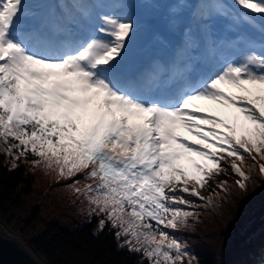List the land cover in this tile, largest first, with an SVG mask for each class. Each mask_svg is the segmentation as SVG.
<instances>
[{"label": "snow or ice", "instance_id": "6c2138e0", "mask_svg": "<svg viewBox=\"0 0 264 264\" xmlns=\"http://www.w3.org/2000/svg\"><path fill=\"white\" fill-rule=\"evenodd\" d=\"M105 6L72 0L61 5L66 23H48L36 0H0V141L14 161L31 154L33 167L58 179L83 174L69 187L120 229L118 239L128 237L129 251L143 250L150 264H193L165 229L185 228L194 209L214 206L198 188L224 171L221 153L235 158L229 167L241 190L249 177L236 161L243 153L264 160V0H200L197 29H184L171 66L139 74L125 67L136 32L131 5L115 0L111 14L95 11ZM217 22L230 35L217 39ZM199 102L231 109L230 119L200 113ZM181 127L198 146L177 134ZM182 159L199 175L179 167ZM259 170L264 176V164Z\"/></svg>", "mask_w": 264, "mask_h": 264}, {"label": "trees", "instance_id": "16d2710c", "mask_svg": "<svg viewBox=\"0 0 264 264\" xmlns=\"http://www.w3.org/2000/svg\"><path fill=\"white\" fill-rule=\"evenodd\" d=\"M133 41L134 37L127 53L134 52ZM7 147L0 141V224L10 225L43 264H150L143 250L129 251L124 245L128 237L118 239L116 233L120 229L114 228L110 221H105L102 230L96 229L92 221L73 227L49 223V218L41 219L44 206L29 208L28 215L20 219L19 212L30 199L38 200L39 205L44 203L55 217L70 214L66 209L87 201L69 187L73 181L83 182L84 176L58 179L55 173L40 175L38 170L45 169L32 166L35 157L29 154L14 161L12 157L18 154L15 150L8 154ZM243 155L245 162H236L249 177L244 190L237 186L239 176L221 171L216 179L227 182L226 191H220L211 180L204 188H198L207 191L205 200L213 197L214 206L194 209L199 215L190 217L185 228L165 229L185 245L189 256L195 257L193 264H264V176L258 164V160L260 164L264 160L257 156L253 161L246 153ZM192 159L200 162L198 157ZM183 160V164L178 162L179 167L189 175H199L187 159ZM220 167L223 168L221 161ZM181 195L193 203H202L196 197ZM178 264H188V258Z\"/></svg>", "mask_w": 264, "mask_h": 264}, {"label": "rangeland", "instance_id": "374dc122", "mask_svg": "<svg viewBox=\"0 0 264 264\" xmlns=\"http://www.w3.org/2000/svg\"><path fill=\"white\" fill-rule=\"evenodd\" d=\"M46 1H48V2H46L45 8L48 9V6L47 5L52 4V3H51L50 0H46ZM152 1L159 2L161 0H152ZM173 1L174 2L175 1H179L185 7H190L192 5V3L190 4V1L191 0H173ZM127 3L132 4L133 3V0H127ZM137 3H138V0H137ZM93 4H96V3L93 2ZM103 5H106L105 7L102 8V11L104 13H109V12H112L113 11L110 7H107V5H110L108 2L103 3ZM162 6H163V4L160 3V8ZM52 10L54 11V13H56L59 9L57 7H52ZM130 13H131V11H130ZM46 14H47V11L45 10L43 16L46 15ZM135 21L136 20L134 19V22ZM137 31H142V30L141 29H138ZM133 37H135V35ZM225 91H228L229 93H232V94H235L236 93V90L235 89H231V88H225ZM208 105H209V109H205V108H208ZM197 107H198L200 113H208V114H211V115L219 116L222 119H230L231 114H232V110L231 109L221 108L218 105H212V104H208V103H205V102H199L198 105H197ZM240 123H244V122L243 121H240ZM205 127H207V126L205 125ZM177 134L179 136L185 138L186 141H196V137L192 136L184 128L178 129L177 130ZM199 143H200L199 141H196V145L195 146H198ZM254 154L255 153H253V155ZM221 156H224V159L221 160V164L223 165L224 171H226V173L234 174L232 172L231 168L229 167L230 163L234 160V157H227L226 154H223ZM184 162L185 161L183 159L180 160V163L181 164H183ZM258 164L260 165V161L259 160H258ZM237 165H238V163H237ZM238 167H239V165H238ZM38 173L40 175L47 176V175H52L54 172L49 171V170H38ZM211 182L213 184H216V185L220 184V181L218 179H213V180H211ZM188 186H189V188L192 187L191 182L189 183ZM198 192H199V195L200 196L206 197L207 191L205 189H203L202 191H199L198 190ZM33 206H44L45 207V210H43V214L44 215L41 218L42 220L49 218V223L59 222L61 225L68 226V227H73V226L79 224L80 222L92 221L93 222L92 225L96 229H99L100 228V223L99 222L102 219L105 220V221H107L105 214L99 213L98 210L96 212H92V207L93 206L90 205L88 203V201H86V202H84V201L77 202V203H75V204H73L71 206L72 209L71 208L66 209V211H69L70 214H68V215L67 214H64V215H60V216L55 217L51 213L50 208L48 206L44 205V203H41L39 205V201L38 200H34V199H32V200L30 199V201L27 202V206L25 208H23L19 212L20 219L22 217H26L28 215V212H29L28 209L31 208V207H33ZM20 224L23 225V220H20ZM36 224L39 225L40 222H39V224L38 223H36ZM2 226H5V224H2ZM4 230L7 231L8 233H11V234L15 235L16 237H18L23 244L26 243V242H24V240L22 239V237L19 234H17V232L15 230H13L11 228L10 225H6L5 228H4Z\"/></svg>", "mask_w": 264, "mask_h": 264}, {"label": "water", "instance_id": "95a60500", "mask_svg": "<svg viewBox=\"0 0 264 264\" xmlns=\"http://www.w3.org/2000/svg\"><path fill=\"white\" fill-rule=\"evenodd\" d=\"M0 264H43L15 235L0 224Z\"/></svg>", "mask_w": 264, "mask_h": 264}, {"label": "bare ground", "instance_id": "6f19581e", "mask_svg": "<svg viewBox=\"0 0 264 264\" xmlns=\"http://www.w3.org/2000/svg\"><path fill=\"white\" fill-rule=\"evenodd\" d=\"M66 22H67L66 19H65V21H62V22L59 21V20L56 21V23H66ZM153 48L154 47H152V49ZM173 59H174V57L170 54L169 57H168V60H167V66H166V68L171 66ZM144 60L146 62V69H145L144 72H147L149 70H152L154 68L153 65H152V62L149 59H147V58H144Z\"/></svg>", "mask_w": 264, "mask_h": 264}]
</instances>
